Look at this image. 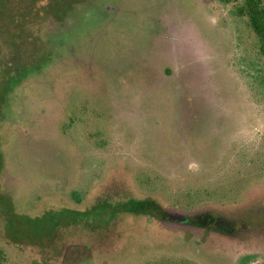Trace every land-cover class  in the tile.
Returning a JSON list of instances; mask_svg holds the SVG:
<instances>
[{
  "label": "rangeland",
  "instance_id": "1",
  "mask_svg": "<svg viewBox=\"0 0 264 264\" xmlns=\"http://www.w3.org/2000/svg\"><path fill=\"white\" fill-rule=\"evenodd\" d=\"M233 5L0 0L5 264H264V63ZM145 198L189 224L119 208Z\"/></svg>",
  "mask_w": 264,
  "mask_h": 264
},
{
  "label": "trees",
  "instance_id": "2",
  "mask_svg": "<svg viewBox=\"0 0 264 264\" xmlns=\"http://www.w3.org/2000/svg\"><path fill=\"white\" fill-rule=\"evenodd\" d=\"M217 1L222 4H231V3L234 4L233 9H231L232 13L235 15L236 18H239L240 20H244L249 30L254 34L258 43V47H257L258 53L263 58V63H264V1L263 0H217ZM119 208L124 212H129L138 215H146L151 218H156L161 220H164L165 218L163 207L159 204L158 201L152 198H145L142 200H131L128 203L121 204ZM5 210L7 211V218H8L7 229L9 231L13 224V220L17 218V216L15 217L14 215L15 213L11 208H6V209L4 208V211ZM59 212L61 216H63V218H67L68 222H75L77 220L76 217H82V214L73 210L64 209ZM58 222H54V226L52 229L55 228ZM50 234L52 235V233ZM11 236L17 237L13 235ZM35 237L42 238L41 236H39V234ZM0 264H5V258L1 250H0ZM171 264H191V263L176 262Z\"/></svg>",
  "mask_w": 264,
  "mask_h": 264
},
{
  "label": "water",
  "instance_id": "3",
  "mask_svg": "<svg viewBox=\"0 0 264 264\" xmlns=\"http://www.w3.org/2000/svg\"><path fill=\"white\" fill-rule=\"evenodd\" d=\"M165 215L167 216V221L174 222L181 226H187L190 222V218L187 213H182L178 211H165Z\"/></svg>",
  "mask_w": 264,
  "mask_h": 264
}]
</instances>
